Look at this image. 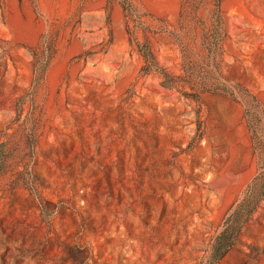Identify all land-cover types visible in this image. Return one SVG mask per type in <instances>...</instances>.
Returning <instances> with one entry per match:
<instances>
[{
  "label": "rangeland",
  "instance_id": "rangeland-1",
  "mask_svg": "<svg viewBox=\"0 0 264 264\" xmlns=\"http://www.w3.org/2000/svg\"><path fill=\"white\" fill-rule=\"evenodd\" d=\"M129 1L180 73L184 0ZM221 10L223 74L264 115V0ZM132 24L118 0H0V264H198L255 174L242 102L140 74ZM215 264H264V200Z\"/></svg>",
  "mask_w": 264,
  "mask_h": 264
},
{
  "label": "trees",
  "instance_id": "trees-1",
  "mask_svg": "<svg viewBox=\"0 0 264 264\" xmlns=\"http://www.w3.org/2000/svg\"><path fill=\"white\" fill-rule=\"evenodd\" d=\"M118 1L123 6L125 16L133 23L128 30L129 42L134 44L143 59L140 74L157 76L162 86L175 89L182 97L195 102L200 101L203 93H221L243 104L257 168L241 195L225 211L203 258L198 262L215 264L240 241L243 227L264 200V115L261 103L254 94L237 83L229 82L223 74V41L228 30L221 10V0H213L212 10L207 17L197 12L199 0H184L182 3L178 29L168 31V36L180 50V73H174L159 63L146 36V32L155 33L157 30L144 24L129 0ZM137 29L143 32L144 40L137 37ZM201 136V124L197 121L188 147Z\"/></svg>",
  "mask_w": 264,
  "mask_h": 264
}]
</instances>
